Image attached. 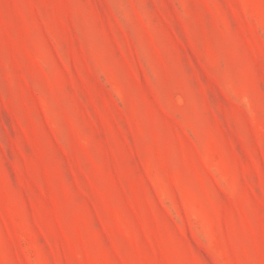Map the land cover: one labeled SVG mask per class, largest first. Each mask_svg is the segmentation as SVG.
Segmentation results:
<instances>
[{"label": "rangeland", "instance_id": "1", "mask_svg": "<svg viewBox=\"0 0 264 264\" xmlns=\"http://www.w3.org/2000/svg\"><path fill=\"white\" fill-rule=\"evenodd\" d=\"M0 264H264V0H0Z\"/></svg>", "mask_w": 264, "mask_h": 264}]
</instances>
